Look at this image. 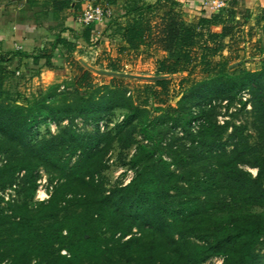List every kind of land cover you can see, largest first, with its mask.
<instances>
[{
  "label": "trees",
  "instance_id": "1",
  "mask_svg": "<svg viewBox=\"0 0 264 264\" xmlns=\"http://www.w3.org/2000/svg\"><path fill=\"white\" fill-rule=\"evenodd\" d=\"M80 1L47 0L59 20L57 33L34 55L0 51V153L5 154L0 188L14 184L22 172L17 183L21 199L0 197V264H203L213 256L222 257V264H259L264 59L255 70L229 67L239 57L232 53L243 24L239 0H225L223 8L203 11L193 21L177 10L180 0H97L113 10L104 30L114 26L109 36L118 38L119 53L152 45L165 53L155 62L156 77L136 83L131 91L121 75L96 85L95 75L72 56L77 44L102 41L94 23L81 25L72 37L61 36L63 13L77 14ZM256 21H264V7ZM57 46L73 71L69 80L75 94L61 102H50L54 93L32 103L27 98L4 102L3 80L19 68L18 63L11 70L15 56L24 55L27 66L44 59L50 67ZM109 67L119 71L114 63ZM197 68L202 76L191 79ZM181 71L187 75L179 80L180 96L171 105L177 94L171 92L170 75ZM243 92L250 96L239 100L251 106L253 133H243L246 125L216 118V101L228 104ZM154 107L164 110L166 129L182 126L187 135L174 152V169L136 144L139 120ZM116 110H125V119L105 130L74 127L76 117L97 122ZM39 116L58 128L33 140L31 127ZM133 146L122 163L132 175L126 183L107 185L106 154L112 147L128 153ZM246 167L255 168V174ZM38 168L56 183L46 200L32 205Z\"/></svg>",
  "mask_w": 264,
  "mask_h": 264
},
{
  "label": "rangeland",
  "instance_id": "2",
  "mask_svg": "<svg viewBox=\"0 0 264 264\" xmlns=\"http://www.w3.org/2000/svg\"><path fill=\"white\" fill-rule=\"evenodd\" d=\"M3 1L5 2L3 3ZM146 1L151 2L155 0ZM186 1L188 0H180L177 10L185 20H196L203 12L199 0L194 1L195 7L191 6ZM46 2L47 0H0V15H2L0 22L3 23V4L8 5L9 3H13L17 5H28L29 8H32L31 11H33L31 16L38 14L37 18L40 20L41 24H39L37 30H41L40 34H44L46 36L45 38H47L49 31L48 25H51L49 21L52 19V14L49 10V6L45 4ZM226 2H228V0H226ZM258 2L259 0H239L237 9L241 14H238V16L240 20L243 21V24L240 27L241 30L238 32L237 38H235V42L232 43V53L237 54L239 57L237 60L230 63V68L242 67L255 70L260 66L261 60L264 59V21L259 23L256 21L263 7L260 6ZM91 3L104 4L97 0H92ZM246 9L249 10V15L247 17L242 16L247 13ZM204 12L206 11L204 10ZM155 17L158 20V15ZM42 22H44V24H42ZM51 39H53V36H51ZM103 42L104 40L99 44L86 45V47L82 49L83 51L77 49L78 51L75 53L73 52L74 54L72 53L74 59H80L81 64L90 69L95 75L94 83L96 85L108 83L111 76L119 75L114 74V72H118L125 79V87L131 91L136 83H141L142 81L156 77L154 74L155 62L165 54L157 45L140 47L138 50L119 53L115 42L109 41L106 45H103ZM223 52L226 54V51ZM110 63H114L119 71L111 70L109 67ZM44 64V60L36 65L29 63L28 66L25 64L22 65V62L19 63V68H15L18 69V73L13 72V74H9L3 80V101L6 103H14L15 101H23L24 98H27L32 103L34 101L45 100L48 93H54L55 96L50 99V102H61L64 96H73L75 91L70 85L71 80H69L72 77L73 71L67 64V61L65 60L63 62L61 59L58 60L56 63V68L58 70H55L53 73L51 72L48 76L41 74V68L45 66ZM14 67H16V65H11V70L14 69ZM50 67H53V65L51 64ZM15 69L13 71H15ZM186 75V71L170 75L171 92L177 94L174 98L170 99L169 103H171V105H175V101L180 96V92H178L179 80ZM201 76L197 68L191 73L190 78L199 79ZM182 87H185L184 83ZM78 93H83V91H78ZM249 98L250 96L247 92H243L237 94L231 103L227 104L225 101L221 103L216 101L215 104L218 105L216 118L220 123H222L223 120H227L230 125H246L247 129L244 130L243 133H253L251 126V106L248 102L243 106L239 100L241 99L244 101ZM157 109L159 108H151L140 118V126L136 128V144L143 145L145 150L153 151L156 158L173 163L174 152L176 148H180L181 143L186 141L185 138L187 135L183 132L182 126H178L175 129H166L163 124L164 120L167 119L164 110L161 108L157 111ZM38 118H40V120L34 122L31 127V138L33 140L39 136L57 132L58 126L54 123L43 122L41 116ZM84 119L83 116H79L74 120V127L77 131L90 132L96 127L100 130H105L106 125L112 127L115 123L125 119V110H116L114 114L107 115L97 122L90 120L85 121ZM66 122L67 121H63L61 124H66ZM230 131L231 127L228 128L227 133ZM134 151V146L128 153L123 152L121 154L113 147L108 151L105 156L107 168L103 172L107 185H112L116 182L126 183L128 181L132 175V171L127 168V165H123L122 163H127ZM4 161L5 154L0 153V165ZM173 164L174 166L171 165L170 167L174 169L177 165L175 162ZM246 168L253 175L255 174V168ZM21 173L22 172L16 174L14 184L0 188V197L13 202L21 199L18 192L21 183ZM34 173L37 175V185L32 199V205L33 203L46 200L56 183V180H49L50 176L42 168H38ZM17 183H19V185H17ZM44 193L46 196H44ZM0 205L2 206L3 202H1ZM61 252L65 251L62 250ZM256 252L259 256V264H264V242L259 245Z\"/></svg>",
  "mask_w": 264,
  "mask_h": 264
},
{
  "label": "crops",
  "instance_id": "3",
  "mask_svg": "<svg viewBox=\"0 0 264 264\" xmlns=\"http://www.w3.org/2000/svg\"><path fill=\"white\" fill-rule=\"evenodd\" d=\"M195 0H188V4L194 6ZM5 1H3L4 3ZM92 0H81V10L77 14H72L71 10H68L63 13L64 18L62 20V26L64 30L61 32V36L63 37H72L78 34L79 28L81 25L77 22V17L81 13L82 9L85 8L88 4H97L91 3ZM154 1H151L153 3ZM192 2V3H191ZM260 6L264 7V0H259L258 2ZM195 7V6H194ZM6 9V10H5ZM32 8H29L28 5H17L13 3H9L8 5L3 4V23L0 22V51L5 54H12L14 52L20 51L26 54H35L38 49H40L47 41H53L55 34L57 33V23L59 20H55L52 16L50 19L51 25H48V34L47 38L44 34H40L41 30H37L40 23V20L37 18L38 14L31 16L33 11ZM204 11V9H203ZM2 15H0V20ZM109 19H106L100 23H96V27L101 32V39L104 40L103 45L109 43V41H113L117 43L118 38L109 36L111 32V28L108 27L106 30V22ZM121 21H124V17L121 18ZM44 24V22H42ZM105 31L103 34L102 32ZM53 36V39H51ZM86 45L82 43L77 44L76 49L73 51L74 53L80 49L83 51ZM108 48V47H107ZM78 49V50H77ZM72 52V53H73ZM73 53V54H74ZM65 61V58L61 55L60 46L54 48L52 52V56L50 58V62L53 67L43 66L41 68L42 75H49L51 72L53 73L56 68V63L58 60ZM44 59H40L42 61ZM80 61V59H78ZM12 65H16L22 62V65L27 62V59L23 55L19 57L18 55L15 56ZM39 61V62H40ZM15 63V64H14Z\"/></svg>",
  "mask_w": 264,
  "mask_h": 264
},
{
  "label": "built area",
  "instance_id": "4",
  "mask_svg": "<svg viewBox=\"0 0 264 264\" xmlns=\"http://www.w3.org/2000/svg\"><path fill=\"white\" fill-rule=\"evenodd\" d=\"M199 4L206 12L216 11L225 6V0H199ZM113 16V10L108 5L101 4H88L82 9L81 13L77 17V22L80 25L88 23H100L106 19H110ZM18 73V71H16ZM44 196L46 194L44 193ZM222 257L213 256L206 260L203 264H222Z\"/></svg>",
  "mask_w": 264,
  "mask_h": 264
},
{
  "label": "water",
  "instance_id": "5",
  "mask_svg": "<svg viewBox=\"0 0 264 264\" xmlns=\"http://www.w3.org/2000/svg\"><path fill=\"white\" fill-rule=\"evenodd\" d=\"M87 67H89L88 65H86ZM114 74H119L120 75V73H118V72H114Z\"/></svg>",
  "mask_w": 264,
  "mask_h": 264
}]
</instances>
